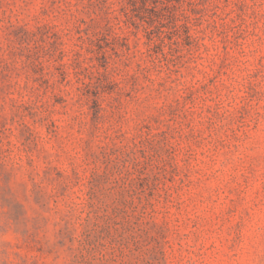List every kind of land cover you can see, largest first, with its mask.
Listing matches in <instances>:
<instances>
[{"label":"rangeland","instance_id":"obj_1","mask_svg":"<svg viewBox=\"0 0 264 264\" xmlns=\"http://www.w3.org/2000/svg\"><path fill=\"white\" fill-rule=\"evenodd\" d=\"M0 264H264V0H0Z\"/></svg>","mask_w":264,"mask_h":264}]
</instances>
